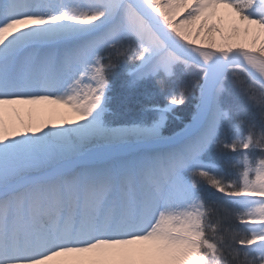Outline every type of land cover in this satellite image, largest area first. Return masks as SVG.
Segmentation results:
<instances>
[{
	"label": "snow or ice",
	"instance_id": "6c2138e0",
	"mask_svg": "<svg viewBox=\"0 0 264 264\" xmlns=\"http://www.w3.org/2000/svg\"><path fill=\"white\" fill-rule=\"evenodd\" d=\"M0 264H264V0H0Z\"/></svg>",
	"mask_w": 264,
	"mask_h": 264
},
{
	"label": "rangeland",
	"instance_id": "374dc122",
	"mask_svg": "<svg viewBox=\"0 0 264 264\" xmlns=\"http://www.w3.org/2000/svg\"><path fill=\"white\" fill-rule=\"evenodd\" d=\"M123 78V72H120L118 73L117 77L114 78V81L116 82V88L114 90V93L113 95L115 97H119L120 95V91H119V80ZM186 80H190L191 77H185ZM141 103H148L150 101L148 100H145L144 98H141V97H138L137 98ZM153 100H155L156 102H160L162 103V99L160 97H153L152 98ZM187 113H188V110L187 109H178L177 112L175 113V116L174 118L170 121V125H171V128L173 130H176L178 131L180 127L183 126L184 123L187 122Z\"/></svg>",
	"mask_w": 264,
	"mask_h": 264
},
{
	"label": "trees",
	"instance_id": "16d2710c",
	"mask_svg": "<svg viewBox=\"0 0 264 264\" xmlns=\"http://www.w3.org/2000/svg\"><path fill=\"white\" fill-rule=\"evenodd\" d=\"M188 116H189V113H187V117H186V119L188 118Z\"/></svg>",
	"mask_w": 264,
	"mask_h": 264
}]
</instances>
